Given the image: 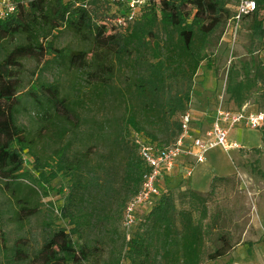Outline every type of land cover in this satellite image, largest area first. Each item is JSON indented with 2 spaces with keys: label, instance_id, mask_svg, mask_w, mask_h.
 Masks as SVG:
<instances>
[{
  "label": "trees",
  "instance_id": "1",
  "mask_svg": "<svg viewBox=\"0 0 264 264\" xmlns=\"http://www.w3.org/2000/svg\"><path fill=\"white\" fill-rule=\"evenodd\" d=\"M11 1L15 10L0 17V214L18 231L11 240L9 230L0 228V264H97L93 259L102 249L91 236L101 231L105 238L110 230L109 209L117 196L114 176L119 173L124 191L120 205L124 219L127 203L139 192L146 171L136 140L165 147L180 137L182 118L190 112L193 79L207 58L214 35L231 14L227 8L231 0H147L131 21H119L128 8L109 1ZM257 4V11L249 17V52H256L260 61L254 63L248 80L238 81L239 71L232 70L227 91L239 106L232 109L242 107L251 87L264 85V0ZM65 29L93 44L96 50L91 60V52L56 47L57 36ZM256 43L260 46L255 47ZM46 57L44 69L57 63L87 71L93 80L92 98L102 101L118 96L124 113L114 123L89 122L83 111L86 100L71 99L57 81L44 79L43 73L24 96L19 67L24 59L41 62ZM117 62L131 69L132 82L124 89L115 81ZM90 64L94 67L89 70ZM23 97L42 110L36 132L17 121ZM84 125L92 129L87 136L96 143L84 151L73 150ZM161 125L168 136L166 142H159L154 134ZM261 132L264 142V127ZM101 140L123 153L119 171L111 165L112 153H101ZM39 143L49 149V155L39 152ZM26 152L47 184L58 178L69 183L70 191L59 212L70 229L57 224L53 207L52 213H45L39 188L23 178ZM223 178L214 177L211 193ZM5 200L9 202L4 205L6 210ZM207 202L195 190H185L176 198L162 186L161 194L136 213V224L131 233L124 231L121 245L117 249L103 246L110 252L104 264H203L206 259L226 256L232 244L224 235L221 246L212 253L206 251L208 231L203 219L208 215ZM195 211L201 219L195 218ZM37 218H42L41 241L29 232Z\"/></svg>",
  "mask_w": 264,
  "mask_h": 264
},
{
  "label": "rangeland",
  "instance_id": "2",
  "mask_svg": "<svg viewBox=\"0 0 264 264\" xmlns=\"http://www.w3.org/2000/svg\"><path fill=\"white\" fill-rule=\"evenodd\" d=\"M236 1L231 0L227 5L230 12L233 10ZM250 20V18L245 19L234 51L229 50L230 37L225 34L226 22L214 35L212 45L206 51L207 58L201 63L190 90L188 109L196 117H200L204 113H207L210 117L215 107L220 104L227 108L239 107L227 91L232 77V70L236 69L239 71L240 78H238V81L241 79L248 80V78L253 76L254 63L260 61L256 52H249ZM55 44L59 49L66 48L72 51L85 50L91 52L90 60L95 52L93 50H96L91 42L84 41L68 29L63 30L57 36ZM259 46V43H256L255 47ZM48 58L46 57L41 62L33 58L23 60L22 66L17 71L21 84L20 90L23 95L35 83L40 74L43 73L44 79L49 82L57 81L61 85L64 94L70 95L71 99L86 100V106L83 111L89 122L97 120L114 123L124 113V104L118 96H111L102 101H99L96 97L92 98L90 91L93 89V80H91L92 77H88L87 71L78 72L74 69H68L67 65L61 66L57 63H53L47 69H44V61ZM106 62L109 63L110 58ZM93 67L90 64L88 69L90 70ZM115 67V81L119 89H124L125 86L132 82L131 69L127 65H120L118 62ZM245 69L248 73L244 72ZM245 75L248 77L245 78ZM251 88L250 92L245 96L246 99L243 105L249 103L259 109H264V85L258 84ZM115 93V95L118 94L117 89ZM41 112L40 107L35 106L27 97H23L17 107V121L19 124L36 132L40 123ZM196 120L192 122V125L200 124V118H196ZM88 127L89 125H84L77 138L74 139L73 150L84 151L86 147L96 143L88 139L87 134L90 135L92 132V129ZM147 127L150 130V127ZM155 128L157 130L155 129L154 134L157 135V140L166 142L168 136L163 126H156ZM201 129L203 128L201 127ZM240 131L238 137L243 143L238 142L241 147L229 151L223 150L219 161H212L210 165H207L210 169L205 170L201 175L202 188L206 183V188L202 189V191L191 185L192 180L188 184L187 179L183 177L184 172L182 171L175 172L170 177L166 176L167 190H170L176 198L180 193L188 189L195 190L207 197L208 215L203 219V225L208 231L206 236L207 253H212L223 244L224 240L220 239L223 235L232 244V248L226 256L217 260L206 259L203 264H264V174H262L264 171V144L259 147V150H255V147L251 145L252 142L258 140V135L261 133L260 130L241 128ZM232 137H234L233 134ZM98 144L101 153H112L111 157L113 158L111 161L114 163L111 165L119 171L123 163V153H119V150L114 149L110 143L104 140L99 141ZM38 146V150L42 155H49V149L44 148L42 143H39ZM24 157L25 176L23 178L27 182L30 181L29 183H34L39 188L42 194L43 210L46 214L52 213L51 207H53L57 224L70 229L71 226L68 220L63 219L59 212L65 202V196L70 191L69 183L65 178H58L47 184L35 171L33 167L34 159L30 154L26 152ZM210 172L213 175L211 177L210 174L211 178L208 176ZM205 175H207L206 178ZM214 177L224 178L216 182L215 192L211 193V184ZM114 179L117 184V196L109 209L111 211L110 230L104 233L105 238L101 231L94 232L91 236L94 243H97L102 249V254L93 259L97 264H104L108 261L110 252L108 253L103 246L106 247L107 244L114 245L117 249L121 245L124 231L129 234L133 230L127 231L122 226L123 209L121 210L120 205L124 198V191L121 186L119 173L114 176ZM8 203L7 200L3 202L4 210H6L4 205L8 206ZM194 215L197 220L201 219L199 211H195ZM41 219H34L29 227V232L33 234L34 239L37 241H41L42 238ZM13 227V224L0 214V228L9 230L11 240L16 237L18 231Z\"/></svg>",
  "mask_w": 264,
  "mask_h": 264
},
{
  "label": "built area",
  "instance_id": "3",
  "mask_svg": "<svg viewBox=\"0 0 264 264\" xmlns=\"http://www.w3.org/2000/svg\"><path fill=\"white\" fill-rule=\"evenodd\" d=\"M87 3L90 0H74ZM109 1L120 7L128 8L126 15H121L119 21H131L147 3V0H100ZM258 9L257 0H237L226 20L225 34L229 35V50L234 51L246 18L251 17ZM15 10L11 0H0V17H4ZM264 59V48L262 50ZM191 112L182 118V133L177 141L165 147H154L142 139H137L138 154L142 159L146 171L143 175L139 192L127 203L123 228L131 230L136 224V213L154 197L161 194V181L168 171H173L182 158L191 159L190 164L204 163L208 153L215 148L224 151L240 148L241 145L230 139L231 129L243 125L246 128L258 130L264 126V110H248L227 108L220 104L214 109V118L211 130L207 137L195 135L192 125ZM186 170V177L193 174V166ZM237 264V263H233Z\"/></svg>",
  "mask_w": 264,
  "mask_h": 264
},
{
  "label": "crops",
  "instance_id": "4",
  "mask_svg": "<svg viewBox=\"0 0 264 264\" xmlns=\"http://www.w3.org/2000/svg\"><path fill=\"white\" fill-rule=\"evenodd\" d=\"M242 107H245L248 110H259L255 105H251L249 103L242 105ZM191 114L193 116V121L194 122L197 121L196 118H200V124H193L195 135L207 137L209 132H210V130H211V126H212V122H213V118H214V110H213V112H212L210 117L207 115V113H204V115H201V116L198 115L200 117H196L194 115V113H192V112H191ZM201 127L203 129H201ZM263 127L261 129H258V130L262 131ZM241 128H245L246 129V127H244L243 125L231 129V132H230V139L231 140L236 141V142L239 141L240 143H243L238 137V135H240V132H241L240 129ZM251 130H253V129H251ZM232 134L234 135V137H232ZM263 144H264V142H263V139H262V132H261L258 135V140L255 141V142H252L251 145H252V147H255V148L259 149V147H261ZM222 154H223V149L222 148H215V149H213L212 151H210L208 153L207 159H206V161L204 163H194L193 165L189 163V162H191L190 161L191 159H187V158L180 159L178 164L175 166L176 168L173 171H168L163 176L162 181H161V185L162 186L166 185V181H165L166 180V176L170 177V176L174 175L175 172L182 171V172H184L183 177L185 179H187L188 184L192 180L191 181V185L194 188L199 189L200 191H202V189L206 188V183H205V186H203V188H202V183H203V182H201L202 173L205 170L210 169L207 165H210V163L212 161H219L220 157H222ZM190 165L193 166V174H192L191 177H186V170H187V168ZM210 174H211V172L208 175L209 178H211L213 176L211 174V177H210ZM206 177H207V175H205V178ZM205 181H206V179H205Z\"/></svg>",
  "mask_w": 264,
  "mask_h": 264
}]
</instances>
